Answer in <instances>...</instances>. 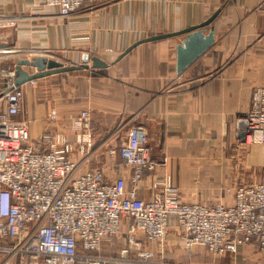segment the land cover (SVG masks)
Here are the masks:
<instances>
[{"label":"crops","instance_id":"1","mask_svg":"<svg viewBox=\"0 0 264 264\" xmlns=\"http://www.w3.org/2000/svg\"><path fill=\"white\" fill-rule=\"evenodd\" d=\"M215 12L207 26L214 28L215 43L181 73L177 46L185 34L144 40L198 25ZM0 16L14 22L0 28L1 49H32L31 58L38 49L48 50L67 65L81 64L89 54V67L24 83L16 119L28 122L31 140L56 125L73 138L71 121L86 108L95 141L86 167L101 166L109 177L118 173L107 145L100 144L124 123L125 132L136 123L147 127L152 153L166 158L183 200L231 203L234 194L227 186L264 176V144L246 143L240 129L241 117L264 87V0H94L68 16L43 0H0ZM94 57L105 65L94 66ZM52 110L56 121L48 116ZM121 170L129 172L123 165ZM143 185L141 193L150 196V179ZM121 245L122 239L114 238L102 251L116 255ZM146 246L168 264H264L251 243L230 257L214 256L200 244L187 253L175 218L162 245ZM0 264L30 263L0 253Z\"/></svg>","mask_w":264,"mask_h":264},{"label":"built area","instance_id":"2","mask_svg":"<svg viewBox=\"0 0 264 264\" xmlns=\"http://www.w3.org/2000/svg\"><path fill=\"white\" fill-rule=\"evenodd\" d=\"M43 1L63 16L94 3ZM10 26L14 22L0 16V28ZM31 56L32 49L0 48V253L30 264H168L146 243L162 245L175 218L187 253L200 244L214 256H235L251 243L264 263V176L227 186L234 194L231 203L183 200L166 158L152 153L147 127L136 123L125 132L124 123L100 144L107 145L118 173L109 177L101 166L86 167L95 145L86 108L71 121L73 138L56 125L31 140L28 122L16 119L24 96V84H16L17 60ZM48 116L56 121L57 111ZM240 129L246 143L264 144V87L241 117ZM110 138L116 143L107 144ZM149 179L152 192L145 196L141 191ZM114 238L122 239L118 253L105 255L104 243Z\"/></svg>","mask_w":264,"mask_h":264},{"label":"water","instance_id":"3","mask_svg":"<svg viewBox=\"0 0 264 264\" xmlns=\"http://www.w3.org/2000/svg\"><path fill=\"white\" fill-rule=\"evenodd\" d=\"M216 15L217 12H215L211 17L198 25H192L176 32L151 35L144 40H153L172 35L185 34L182 42H180L177 46V72L181 73L215 43L216 35L214 28L210 27V29L207 31V26L214 20ZM2 32L3 31H0V33ZM139 42L141 41H137L136 43H134L127 49V51H129ZM88 59L89 54H85L84 60L81 64L67 65L60 60L52 57H47L45 55H36L31 59L28 57H20L18 58L16 65V84L21 85L31 79L46 76L54 72L72 70L78 67H89ZM93 60L94 66L105 65V62L101 61L100 59L94 57ZM26 65L36 67L37 71L30 72L24 67ZM245 135V131H242V137L244 139Z\"/></svg>","mask_w":264,"mask_h":264},{"label":"rangeland","instance_id":"4","mask_svg":"<svg viewBox=\"0 0 264 264\" xmlns=\"http://www.w3.org/2000/svg\"><path fill=\"white\" fill-rule=\"evenodd\" d=\"M52 58H54V57H52ZM252 249H257V247H254V248H252ZM227 256H229V257H230V255H227ZM255 262H259V261H255Z\"/></svg>","mask_w":264,"mask_h":264}]
</instances>
